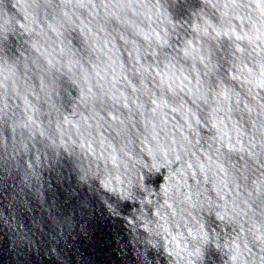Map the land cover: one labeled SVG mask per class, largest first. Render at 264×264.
I'll return each mask as SVG.
<instances>
[{"label": "water", "instance_id": "water-1", "mask_svg": "<svg viewBox=\"0 0 264 264\" xmlns=\"http://www.w3.org/2000/svg\"><path fill=\"white\" fill-rule=\"evenodd\" d=\"M0 264H264V0H0Z\"/></svg>", "mask_w": 264, "mask_h": 264}]
</instances>
